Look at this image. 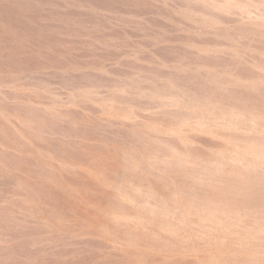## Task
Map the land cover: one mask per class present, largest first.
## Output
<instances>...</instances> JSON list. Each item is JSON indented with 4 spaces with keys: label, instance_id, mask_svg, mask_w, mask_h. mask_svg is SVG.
<instances>
[{
    "label": "rangeland",
    "instance_id": "rangeland-1",
    "mask_svg": "<svg viewBox=\"0 0 264 264\" xmlns=\"http://www.w3.org/2000/svg\"><path fill=\"white\" fill-rule=\"evenodd\" d=\"M0 264H264V0H0Z\"/></svg>",
    "mask_w": 264,
    "mask_h": 264
}]
</instances>
